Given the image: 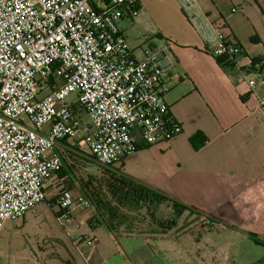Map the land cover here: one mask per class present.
Returning <instances> with one entry per match:
<instances>
[{
    "label": "built area",
    "instance_id": "1",
    "mask_svg": "<svg viewBox=\"0 0 264 264\" xmlns=\"http://www.w3.org/2000/svg\"><path fill=\"white\" fill-rule=\"evenodd\" d=\"M104 1L105 8L94 0H0V233L48 201V183L63 167L56 152L63 141L78 140L79 150L112 168L143 145L182 133L170 122L163 88L173 64L170 44L138 55L119 27L136 0ZM177 1L206 52L237 65L246 51L224 23L211 20L201 0ZM145 15L132 12L133 21ZM141 24L158 34L146 16ZM247 82L252 90L264 86ZM71 94L76 99L68 102ZM51 203L66 224H89L73 215L90 209L81 191H65Z\"/></svg>",
    "mask_w": 264,
    "mask_h": 264
},
{
    "label": "crops",
    "instance_id": "2",
    "mask_svg": "<svg viewBox=\"0 0 264 264\" xmlns=\"http://www.w3.org/2000/svg\"><path fill=\"white\" fill-rule=\"evenodd\" d=\"M140 4L150 21L157 15L153 8L181 12V29H158L156 36L150 33L157 42L133 50L140 55L143 48L170 44L173 64L163 88L182 133L143 145L115 168L212 215L221 230L233 227L248 236H264V112L260 108L264 86L252 90L247 82L264 80V0H201L209 18L224 23L226 34L246 51L230 71L205 51L177 0H140ZM256 60L261 64L253 67ZM197 135L206 139L199 149L191 141ZM73 215L82 221L91 219L92 211L78 208ZM79 230L73 244L82 264H164L186 253L185 259L191 256L187 249L179 255L175 241L179 245L184 237L172 239V232L158 239L123 237L138 238L143 244L138 252L128 254L119 247L120 238L104 225L87 224Z\"/></svg>",
    "mask_w": 264,
    "mask_h": 264
},
{
    "label": "rangeland",
    "instance_id": "3",
    "mask_svg": "<svg viewBox=\"0 0 264 264\" xmlns=\"http://www.w3.org/2000/svg\"><path fill=\"white\" fill-rule=\"evenodd\" d=\"M94 3L99 8L106 6L104 0H94ZM160 8H153V12L157 15L151 17V22L157 27V30L181 29V21L178 18V15L182 17L180 10L177 12L176 9L167 11L163 7ZM119 27L127 37L132 49H137L142 43L157 42L153 41L152 35L146 32L143 25L128 17L119 22ZM76 96V94H71L67 101L73 102ZM82 116L84 122L88 123L89 119L85 113L82 112ZM68 143L77 146L78 140H69ZM77 150L79 154L92 160L85 149ZM61 151H63L62 145H59L56 152L62 155ZM64 153L66 155V152ZM76 163L77 176H74L75 180H78V177L87 179L90 175L97 176L101 172L96 161L79 160ZM58 175L48 183V201L37 205L23 219L6 222L0 233V264H82L80 254L73 244V241H77L73 239L80 235L81 230L66 224L64 218H59L49 205V202L57 201L63 192L75 189L67 177L60 179ZM157 216L171 220L175 219V212L172 207L164 204L159 208ZM143 217L139 214L137 220L139 225L143 223L141 229L147 226H144L147 219L144 221ZM196 222L189 215H184L178 220V229L182 226L195 229L191 233L183 235V242L179 245L175 241L179 255L181 256L182 252H186L187 249L191 252L190 258H184L186 253L183 254V258L179 257L180 260L177 258V260L173 259L164 264H258L264 259V246L257 245L250 237V235L256 234L248 236L233 227L221 230L218 223L209 222L210 226L204 227L201 222ZM198 227L201 229L200 231L196 230ZM175 232L176 230L172 232V239L176 237ZM258 234L256 236L263 240L264 236ZM119 242V247L128 254L138 252L143 248V244L138 238L128 240V238L121 237Z\"/></svg>",
    "mask_w": 264,
    "mask_h": 264
},
{
    "label": "trees",
    "instance_id": "4",
    "mask_svg": "<svg viewBox=\"0 0 264 264\" xmlns=\"http://www.w3.org/2000/svg\"><path fill=\"white\" fill-rule=\"evenodd\" d=\"M141 9L140 0H136L133 7L127 10L126 17L133 20L132 12L140 11ZM217 60L225 70H234V64L227 62L223 58H218ZM259 64H261V61L256 60L253 62V67ZM168 117L171 123H176L171 112ZM191 141L196 149L201 148L206 143V139L201 135H197ZM61 145L63 151H61L62 155L59 154L63 156L64 152H66V155L62 157L63 167L58 176L60 179L67 177L73 183L74 188L81 191L89 201L92 211L90 226L104 225L116 238L141 236L158 239L167 236L174 230H176L175 238L191 233L193 230L190 227L182 226L178 229V220L184 215H189L191 219L197 221L196 223L201 222L204 227H208L205 225L207 221L216 224L220 223L218 219L211 217L201 209L187 205L175 197L125 174L121 169L108 168L98 162L96 163L99 164L98 167L101 172L97 176L90 175L87 179L78 177L76 181L74 179V176H77L76 162L79 160L95 162V159L91 156L92 160L82 156L77 150L78 147L69 144L67 141H63ZM51 204L49 202L50 206ZM164 204L173 208L175 219L170 220L157 216L159 208ZM139 214L144 216V221L147 219L144 224V226H147L144 229H141L143 223L139 225L137 222ZM151 226L154 228H149ZM250 237L257 245L264 246V240H261L258 236L250 235ZM258 264H264V259Z\"/></svg>",
    "mask_w": 264,
    "mask_h": 264
}]
</instances>
